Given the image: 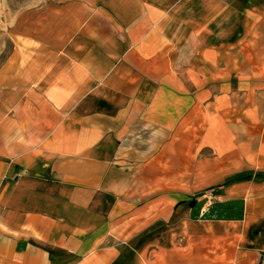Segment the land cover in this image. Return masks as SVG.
<instances>
[{"label":"crops","instance_id":"crops-1","mask_svg":"<svg viewBox=\"0 0 264 264\" xmlns=\"http://www.w3.org/2000/svg\"><path fill=\"white\" fill-rule=\"evenodd\" d=\"M0 64V264H264V0H38Z\"/></svg>","mask_w":264,"mask_h":264},{"label":"rangeland","instance_id":"rangeland-1","mask_svg":"<svg viewBox=\"0 0 264 264\" xmlns=\"http://www.w3.org/2000/svg\"><path fill=\"white\" fill-rule=\"evenodd\" d=\"M38 0H0V64L12 50L10 29L20 10L34 5Z\"/></svg>","mask_w":264,"mask_h":264}]
</instances>
